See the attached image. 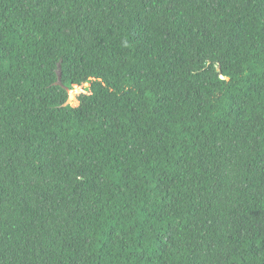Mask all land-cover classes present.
I'll list each match as a JSON object with an SVG mask.
<instances>
[{
  "label": "trees",
  "instance_id": "1",
  "mask_svg": "<svg viewBox=\"0 0 264 264\" xmlns=\"http://www.w3.org/2000/svg\"><path fill=\"white\" fill-rule=\"evenodd\" d=\"M0 264H264V0H0Z\"/></svg>",
  "mask_w": 264,
  "mask_h": 264
},
{
  "label": "rangeland",
  "instance_id": "2",
  "mask_svg": "<svg viewBox=\"0 0 264 264\" xmlns=\"http://www.w3.org/2000/svg\"><path fill=\"white\" fill-rule=\"evenodd\" d=\"M88 83H83L82 85H75L73 88L69 90V99L68 101L73 105L79 104L78 95L80 93H88L89 90L87 89Z\"/></svg>",
  "mask_w": 264,
  "mask_h": 264
},
{
  "label": "water",
  "instance_id": "3",
  "mask_svg": "<svg viewBox=\"0 0 264 264\" xmlns=\"http://www.w3.org/2000/svg\"><path fill=\"white\" fill-rule=\"evenodd\" d=\"M219 69H220V68H219ZM56 83L62 85V80H61V69L58 70V81H57Z\"/></svg>",
  "mask_w": 264,
  "mask_h": 264
},
{
  "label": "clouds",
  "instance_id": "4",
  "mask_svg": "<svg viewBox=\"0 0 264 264\" xmlns=\"http://www.w3.org/2000/svg\"><path fill=\"white\" fill-rule=\"evenodd\" d=\"M60 68H58V70H59ZM70 90V89H69Z\"/></svg>",
  "mask_w": 264,
  "mask_h": 264
}]
</instances>
